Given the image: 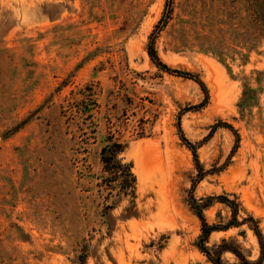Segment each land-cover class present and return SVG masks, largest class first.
Returning a JSON list of instances; mask_svg holds the SVG:
<instances>
[{"label": "rangeland", "instance_id": "obj_1", "mask_svg": "<svg viewBox=\"0 0 264 264\" xmlns=\"http://www.w3.org/2000/svg\"><path fill=\"white\" fill-rule=\"evenodd\" d=\"M166 1L0 0V264H211L195 246L197 170L178 117L205 172L195 197L234 194L264 236V0H170L155 49L209 95L185 112L202 89L147 53ZM242 82L257 92L240 111ZM115 139L135 190L101 153ZM222 238L258 256L246 225L208 244Z\"/></svg>", "mask_w": 264, "mask_h": 264}, {"label": "trees", "instance_id": "obj_2", "mask_svg": "<svg viewBox=\"0 0 264 264\" xmlns=\"http://www.w3.org/2000/svg\"><path fill=\"white\" fill-rule=\"evenodd\" d=\"M169 6L170 0L166 1L164 12L158 22L155 24L154 29L150 33L149 42L147 46V53L150 60L160 69L176 74L179 76H184L187 78H191L194 80L202 89L204 93L203 100L194 106H189L188 108H182V112H185L190 109H200L204 107L208 102V90L204 84V82L196 75L192 74L188 71H181L176 68H171L166 63H164L161 58L159 57L157 50L155 49L154 40L156 34L161 30L162 26L165 24L166 19L169 13ZM226 66V64H223ZM228 69V67H227ZM257 72V71H256ZM242 96L243 98L238 104L239 110L241 111V107L244 105V101L248 102V106H253L256 103L254 100V96H252L257 89L252 87L248 82H242ZM241 104H243L241 106ZM78 111H83L82 108L77 106ZM77 111V110H76ZM227 127H231L227 124ZM177 128L180 138L182 139L183 143L186 147L191 151L192 159L194 165L196 167L197 173L196 177L192 180V184L189 190L188 195V205L191 211L195 214V216L199 219L200 222V234L198 235L195 246L196 248L206 257V260L211 264H263L264 263V236L261 232V229L258 226L257 220L251 215L246 212L243 208L241 202L237 199V197L232 194L228 193H220V194H213V195H206L203 197H195L193 194L194 187L197 182H199L204 176L205 172L202 168V165L199 161L196 146L192 144L184 135L183 130L180 126V120L178 117L177 121ZM126 147V143H123L117 139L109 140L105 145L101 148L102 155L106 158V161H116V165L118 168L122 166L125 170L124 174H127L131 178V185L132 188L135 190L136 188V177L132 172V164L130 162H125V159L122 155L124 148ZM215 203H221L229 210V218L225 223L215 222L209 223L204 215V211L209 207L213 206ZM244 214V216H241ZM131 215H134L131 213ZM110 216L105 215L104 224H105V232L104 235L111 236L114 230V223H112ZM241 225H246L248 229H250L253 235L256 237L258 246H259V253L258 256L254 259L250 258L243 247L234 239H226L222 238L219 242L213 243L211 245L208 244V238L210 234L214 231H221L227 230L230 227H238ZM85 247L82 248V254L85 253ZM225 253H230L235 258V262H229L223 258ZM83 262V261H82Z\"/></svg>", "mask_w": 264, "mask_h": 264}]
</instances>
